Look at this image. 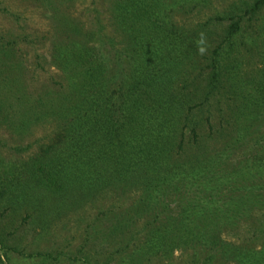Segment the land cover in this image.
<instances>
[{"label":"trees","instance_id":"obj_1","mask_svg":"<svg viewBox=\"0 0 264 264\" xmlns=\"http://www.w3.org/2000/svg\"><path fill=\"white\" fill-rule=\"evenodd\" d=\"M25 1L49 12L58 79L36 97L22 81L0 86V118L54 130L3 164L0 207L24 211L39 233L99 195L131 193L104 229L110 252L81 264H264V0L231 2L192 27L178 14L213 0H108L112 36L65 0ZM251 26L258 65L245 73L233 53ZM11 43L0 44L5 57Z\"/></svg>","mask_w":264,"mask_h":264},{"label":"rangeland","instance_id":"obj_2","mask_svg":"<svg viewBox=\"0 0 264 264\" xmlns=\"http://www.w3.org/2000/svg\"><path fill=\"white\" fill-rule=\"evenodd\" d=\"M234 1L249 3L252 0H213L194 13L178 14L177 19L192 27L221 12L227 4ZM107 3L108 0H65V5L78 19L85 22L88 29H96V25L102 24L103 32L112 36L110 28L105 26L107 15L104 8ZM48 14V11L39 8L34 2L0 0V44L5 48L6 42H13L11 48L15 53L14 57H5L4 53H0V86L18 87L22 81L24 89L34 97L45 94L48 88L56 87L54 82L58 79V71L47 63L52 39ZM224 25L210 26L220 33ZM254 29L255 26H251L247 30V44H240L239 49L233 53L237 64L241 63V69L245 73H253L258 65V43ZM213 39L215 41L214 37ZM16 66L19 67L18 70ZM7 93L0 92V100L7 97ZM19 115L12 113V122L0 118V169L10 160H21L33 154L40 144L49 141L53 133L54 126L51 122H38L37 119L29 122L26 127L15 129L12 126L20 121ZM217 119V115L212 118L215 126ZM263 121L259 122L263 124ZM259 135L260 132H257L256 136ZM248 143L253 145L251 141ZM248 143L241 149L247 147ZM238 157L239 153L236 158ZM116 193L109 191L99 195L80 209L55 221L45 232L39 233L34 230V224L25 218L24 211L19 213L0 207V233L6 246L3 248L0 245V264H81L84 254L96 251L101 257L107 255L110 249L105 240L101 239L104 229L110 225L109 219H112L114 213L125 212L134 199L131 193ZM111 247L114 248V245ZM68 255H76L78 258L71 262ZM176 261L178 262L176 259L172 260V264Z\"/></svg>","mask_w":264,"mask_h":264},{"label":"clouds","instance_id":"obj_3","mask_svg":"<svg viewBox=\"0 0 264 264\" xmlns=\"http://www.w3.org/2000/svg\"><path fill=\"white\" fill-rule=\"evenodd\" d=\"M198 51L200 52V54H203L205 52V48L203 47H199L198 48Z\"/></svg>","mask_w":264,"mask_h":264}]
</instances>
